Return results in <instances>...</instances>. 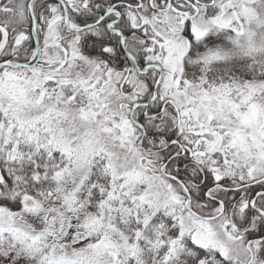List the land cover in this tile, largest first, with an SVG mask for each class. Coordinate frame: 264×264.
I'll return each instance as SVG.
<instances>
[{"label": "snow or ice", "instance_id": "1", "mask_svg": "<svg viewBox=\"0 0 264 264\" xmlns=\"http://www.w3.org/2000/svg\"><path fill=\"white\" fill-rule=\"evenodd\" d=\"M0 264H264V0H0Z\"/></svg>", "mask_w": 264, "mask_h": 264}]
</instances>
